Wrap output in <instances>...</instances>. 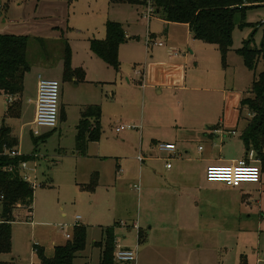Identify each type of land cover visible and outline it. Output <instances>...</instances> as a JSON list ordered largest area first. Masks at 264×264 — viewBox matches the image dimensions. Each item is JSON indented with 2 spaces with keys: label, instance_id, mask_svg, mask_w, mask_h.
Here are the masks:
<instances>
[{
  "label": "rangeland",
  "instance_id": "1",
  "mask_svg": "<svg viewBox=\"0 0 264 264\" xmlns=\"http://www.w3.org/2000/svg\"><path fill=\"white\" fill-rule=\"evenodd\" d=\"M107 20L120 23L130 37L119 51V73L105 70L87 42L103 35ZM67 23L72 28L66 33L69 39L51 29ZM147 31L156 41H167L181 60L169 59L166 47L147 48ZM0 34L31 37L30 69L21 97L13 99L20 104V115L6 122L18 136L15 149L27 158L21 164L34 187L32 214L27 217L24 208L16 211L10 250L0 253V264H38L36 248L51 257L55 246L68 241L61 226L69 225L71 236L76 224L87 228L89 264H97L92 241L100 228L114 223L117 244L138 243L135 264H264V164L253 153L256 161L250 162L263 165L260 183L215 193L199 183L201 154L245 158L240 133L250 114L242 102L262 61L249 69L237 50L248 40L260 46L264 6L247 10L243 20L235 15L232 46L224 56L216 45L194 39L184 25H165L157 13L149 19L144 5L129 0H0ZM65 42L72 46L70 66L84 71L77 82L63 81L60 75ZM152 60L164 62L162 66L180 64L179 74L185 78L159 73L153 79L155 70L147 66ZM143 70L148 79L139 82L137 71ZM38 74L60 82L56 128L32 124ZM183 85L185 90H178ZM9 103L0 95V124ZM87 105L100 107L101 136L81 156L75 146L76 126ZM120 125L132 129L117 133ZM214 128L235 129V134L224 137L220 131L209 140ZM157 141L172 142L178 149L170 170L154 145ZM95 174L97 185L90 187ZM194 201L203 207L198 215L191 208ZM217 206L221 210L213 214Z\"/></svg>",
  "mask_w": 264,
  "mask_h": 264
},
{
  "label": "trees",
  "instance_id": "2",
  "mask_svg": "<svg viewBox=\"0 0 264 264\" xmlns=\"http://www.w3.org/2000/svg\"><path fill=\"white\" fill-rule=\"evenodd\" d=\"M125 1V0H124ZM128 1V0H127ZM131 4L144 5V0H129ZM155 13L169 23L186 24L194 39L216 45L222 56L232 46L234 17L238 14L244 19L246 11L264 6V0H153ZM242 26V25H241ZM29 36L0 34V93L7 97H21L24 88V76L30 67L27 62V46ZM35 38V37H34ZM125 41V33L118 22L105 23V37L92 40V52L105 63L118 70V48ZM237 54L244 65L254 69L256 63L262 61V70L253 77L248 97L242 102L250 117L240 133L245 149V160L250 151L255 159L264 164V38L259 47L251 46L245 41ZM64 78L80 74L81 70H73L70 66L69 48L63 50ZM7 116L19 117L20 104L14 101L7 108ZM100 107L87 105L81 111L75 138L76 150L85 155L87 145L100 138ZM7 126L0 127V253L9 252L11 246V224L15 220L18 209L24 208L27 217L31 216L34 187L25 181L19 171V164L27 158L20 155L10 157L8 151L15 149L18 141L11 136ZM263 165L261 166V169ZM97 185V175L91 178L90 187ZM115 235L113 227L103 229V239L95 242L100 249L98 264H117L113 259ZM86 228L76 224L73 234L65 244L54 247L51 257H45L42 249L36 248L40 264H73L77 254L85 248ZM87 264V263H84Z\"/></svg>",
  "mask_w": 264,
  "mask_h": 264
},
{
  "label": "built area",
  "instance_id": "3",
  "mask_svg": "<svg viewBox=\"0 0 264 264\" xmlns=\"http://www.w3.org/2000/svg\"><path fill=\"white\" fill-rule=\"evenodd\" d=\"M144 11L147 18H151L155 14V8L153 6V0H144ZM147 45L163 46L164 43L161 41H151L148 38L146 42ZM178 52L170 49L169 55H177ZM60 93V83L55 79H43L38 75L37 88H36V98H35V109L34 118L32 124L36 127H48L55 128L58 120V101ZM129 125H120L116 128V131H123L130 129ZM36 135L37 131H33ZM157 148L161 152H166L171 155L176 153V145L173 143H158ZM201 149V148H200ZM10 157L20 156V153L11 149L8 151ZM250 158L248 160L240 159L231 164H210L205 168L204 178L207 182H218L222 183L230 188H239L243 183H260L261 182V167L256 163H251L253 156V151L249 152ZM139 157V156H138ZM141 160V158H139ZM165 164L166 168H170V158ZM22 163V162H21ZM19 164V171L22 169V177L25 181L31 183L33 182L29 175L24 174V163ZM79 216L74 218L75 222L78 223ZM69 225H62L61 229L66 236L70 238L68 234ZM133 227L137 228L134 224ZM137 256V246L135 247H122L116 242L114 243L113 259L117 264H135ZM264 261V255H263Z\"/></svg>",
  "mask_w": 264,
  "mask_h": 264
},
{
  "label": "crops",
  "instance_id": "4",
  "mask_svg": "<svg viewBox=\"0 0 264 264\" xmlns=\"http://www.w3.org/2000/svg\"><path fill=\"white\" fill-rule=\"evenodd\" d=\"M161 20H162V22H163V24H165V25H168V24H171V23H169V22H166V21H164L162 18H161ZM107 21H112V20H107ZM106 21V22H107ZM105 22V23H106ZM113 22H115V21H113ZM182 25H184L185 27H187V29H188V31H189V33H191L190 32V30H189V27H188V25H186V24H182ZM123 28V27H122ZM53 31H55V32H59L60 33V35L61 36H63V37H67L66 36V33H68L69 31H71L72 30V28H71V26H70V24L69 23H67V24H64V25H62V24H58L57 26H55V27H52L51 28ZM124 31V30H123ZM102 33V32H101ZM124 33H125V31H124ZM102 35V34H101ZM191 35H192V33H191ZM104 37H105V24H104V32H103V35L102 36H100V37H98V38H96V37H92V38H89L88 37V40H87V42L90 44L91 43V41L92 40H102V39H104ZM125 39H130V37L129 36H127V34L125 33ZM68 38V37H67ZM66 38V39H67ZM148 38L151 40V41H156V39H157V37L155 36V35H153L152 33H150L149 31H147L146 32V35H145V43L148 41ZM69 39V38H68ZM39 41H40V43L41 44H43V45H45V43H44V41H42L41 39H38ZM71 40V39H70ZM124 42H126V40L124 41ZM123 42V43H124ZM122 43V44H123ZM71 43L69 42V45H68V42H65V46H64V48L67 46L68 48H69V51H70V49L72 48V46L70 45ZM122 44H120L119 45V48H118V60H119V51L121 50V47H122ZM146 46H147V48L148 47H159V48H164V47H166V48H164V49H166L165 51H166V55H167V57L169 58V59H171V58H174V59H176V58H179L180 59V55H179V52H178V54L177 55H173V56H171V55H169V51H170V49H173L172 48V46L171 45H169L168 44V42L166 41V42H164V45L163 46H156V45H147L146 44ZM64 48H63V50H64ZM173 50H175V49H173ZM176 51V50H175ZM92 55V54H91ZM93 56V55H92ZM96 56V55H95ZM97 60H99V62H100V64L101 63H104L105 64V67H104V69L105 68H107V69H105V70H108V72H110V70H109V68H112L113 70H114V68L112 67V66H110V65H108L107 63H105L104 62V60H102L100 57H98L97 56ZM181 60V59H180ZM153 61V60H152ZM152 61H147V66H149L150 65V69H152V67H153V70H155V75L153 74L152 75V77H153V79L155 78V76H158V74L159 73H161L162 74V76H166V77H169L170 79H175L178 75H179V78L181 79V77H183V78H185V75L184 76H181L179 73H180V64H178V63H176V62H172V63H169L168 65H170V66H168V65H164V66H162V64L164 63V62H161V61H157V60H154L153 62ZM61 66H62V70H61V73H60V75H61V77H62V80L63 81H72V82H77L78 80H80V79H82V77H83V74H84V71L82 70V67H74L72 64V66H71V68L73 69V70H81L82 71V76L79 74H73V75H71V77H69V78H64V60H63V55H62V59H61ZM119 68H120V61H119ZM118 68V69H119ZM98 71H100V72H102L103 71V67H102V65H100L99 67H98ZM117 71V73H119V70H116L115 69V72ZM109 74V73H108ZM38 75H40V74H38ZM41 76V75H40ZM175 76V78H173ZM38 77V76H37ZM42 77V76H41ZM136 77L140 80H142L143 82H144V80H147L148 79V76H147V73L143 70V72H138L137 71V75H136ZM151 77V78H152ZM182 78V81L184 80ZM53 79H55V80H57V81H59L58 79H56V78H53ZM141 80L139 81V82H141ZM60 83V82H59ZM143 86V85H142ZM145 87H149V85H144ZM36 88H37V85H36ZM185 88V85H183L182 87H180V88H178V90H185L184 89ZM186 88H187V86H186ZM61 93H62V91H61ZM156 93H158V94H161L162 93V91H161V89H159V88H156ZM0 95H4L3 93H0ZM5 97H6V99H7V102H10L9 104H8V106L11 104V103H13V99L14 98H12V97H7L6 95H4ZM110 96H113V92H111L110 93ZM10 99H11V101H10ZM8 106H7V108H8ZM7 108H6V110H5V113H4V117L1 119V124H0V127H1V125H4V126H7V127H9V129H10V134H11V136H13V137H15L16 139H17V141H18V144H19V140H18V136H16L15 135V133H14V127L13 126H11V125H9L7 122H6V119H12V117H10L9 115L7 116V113H6V111H7ZM100 126V125H99ZM77 127V126H76ZM56 128V127H55ZM130 129H132V128H130ZM126 130H129V129H126ZM126 130H123V131H126ZM116 131V130H115ZM220 131H222V130H219L218 128H214L213 129V131L211 132V133H209V134H207L208 136H209V140H211V138H212V133H220ZM117 132V131H116ZM119 132H121V131H119ZM119 132H117V133H119ZM222 134H223V136L224 137H230V136H233L234 134H235V129H231V130H225V132H223L222 131ZM100 136H101V130H100ZM99 140H100V138H99ZM98 140V141H99ZM91 142H93V141H91ZM95 142H97V141H95ZM90 143V142H89ZM88 143V144H89ZM158 143H162V142H154V145H155V147H156V145H158ZM163 143H172V142H163ZM18 144H17V146H18ZM174 144V143H173ZM16 146V147H17ZM87 148H88V145H87ZM200 148L201 147H198V150H200ZM16 150V149H15ZM18 151V150H17ZM157 151L158 152H160V153H162L163 155H164V158H163V160H164V162H165V164L169 161L168 160V158H172L173 156H175L176 154H178V149H177V147H176V153H175V155H171L170 156V154H168V153H166V152H161V151H159L158 150V148H157ZM19 152V151H18ZM21 155V154H20ZM85 155H87V149H86V153H85ZM85 155H81V156H85ZM200 160H199V162L201 163V167H202V169H203V177L202 178H200L199 179V183L202 185V187H208L209 186V188H206V189H209L212 193H215V192H223L224 191V189H227V190H229V189H234V188H230V187H227V186H225L224 184H222V183H218V182H207L206 180H205V178H204V172H205V168L208 166V165H210V164H218V163H224L225 161H230L231 163H233V162H236V161H238V160H236V159H227V158H224V157H216V156H208V155H200ZM146 159V157L144 158V160ZM240 160V159H239ZM165 164H164V166H165ZM170 168H172V167H170ZM170 168H166L165 167V169L166 170H170ZM95 175H97V174H95ZM97 181H98V175H97ZM211 188V189H210ZM240 188V187H239ZM202 204L200 203V202H195L194 201V203H192L191 204V208L192 209H194V211H195V213L198 215V213L200 212L201 213V210L203 209V207L201 206ZM33 208V207H32ZM217 209H220L221 210V208L219 207V206H217V207H214V209L212 210V213L213 214H215V213H219L218 212V210ZM31 214H32V212H31ZM230 216H233L232 214H230ZM80 220V219H79ZM118 223H114L112 226H107V227H113V230L115 229L114 228V226L115 225H117ZM134 224H136V225H138L137 223H135V222H133V224H132V227H133V225ZM85 227V226H84ZM106 227V228H107ZM138 227V226H137ZM86 228V227H85ZM105 227H102V228H100L99 229V233H98V235L93 239V241H92V245H91V249H94L95 250V252H96V254H97V257H98V260H97V264H98V262H99V257H100V249H99V247L95 244V242H98V241H101L102 239H103V229H104ZM134 229H136V230H140V227H138V229L137 228H135V227H133ZM152 228V226L150 225H148V229L150 230ZM140 232V231H139ZM87 233H88V231H87V228H86V244H85V248L82 250V251H80L78 254H77V256L75 257V259L74 260H76L77 258L78 259H81V264H84V263H87V264H89V258H90V256H89V254H88V251L86 250V247H87ZM140 234V233H139ZM114 235H115V230H114ZM70 238H71V236H70ZM67 239H69V238H67ZM58 246V245H57ZM135 246H137V249H138V243H136V245ZM134 246V247H135ZM131 248V247H130ZM258 262H260V261H258ZM264 262V261H263ZM33 264H35V263H33ZM37 264V263H36ZM38 264H40V261H39V263ZM73 264H74V261H73Z\"/></svg>",
  "mask_w": 264,
  "mask_h": 264
}]
</instances>
